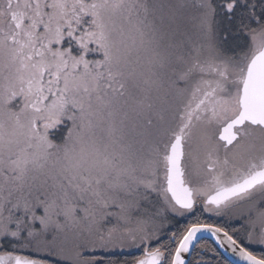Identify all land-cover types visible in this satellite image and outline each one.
<instances>
[{
  "label": "snow or ice",
  "instance_id": "obj_1",
  "mask_svg": "<svg viewBox=\"0 0 264 264\" xmlns=\"http://www.w3.org/2000/svg\"><path fill=\"white\" fill-rule=\"evenodd\" d=\"M201 233L264 264V0H0V264H193Z\"/></svg>",
  "mask_w": 264,
  "mask_h": 264
},
{
  "label": "flooded vegetation",
  "instance_id": "obj_2",
  "mask_svg": "<svg viewBox=\"0 0 264 264\" xmlns=\"http://www.w3.org/2000/svg\"><path fill=\"white\" fill-rule=\"evenodd\" d=\"M195 215L199 216L200 220L203 221V222H206V223H210V224H214L216 226H221V227H224L225 230H228L230 233H231V230L232 228L236 227L238 228L239 227V224H237L235 222V219L234 218H230L228 215H220V216H217L215 214H212V213H203L201 209H197V212L195 213ZM191 220L194 219V216H189ZM182 219H185V221L188 220V218L186 217H175L173 220H172V223L173 222H178V221H181ZM189 219V220H190ZM171 224L169 225L168 229L171 230H175L173 228L170 227ZM250 250H254L256 251L257 253H259L261 251V247L259 245H252L250 247ZM137 252H139L137 250ZM204 249H200L198 251V255L197 254H194L193 255V261H197V260H202V256L204 255ZM124 253L126 254H132L133 252L132 251H126L124 250ZM217 255V254H215ZM215 255L213 256L214 258L216 259H220L222 261V259L220 257H215ZM222 263H224L222 261Z\"/></svg>",
  "mask_w": 264,
  "mask_h": 264
},
{
  "label": "trees",
  "instance_id": "obj_3",
  "mask_svg": "<svg viewBox=\"0 0 264 264\" xmlns=\"http://www.w3.org/2000/svg\"><path fill=\"white\" fill-rule=\"evenodd\" d=\"M186 218H188L187 221H185V219H182L181 221L173 222V223H171L170 227L173 228V229H178V228L182 229L191 220L189 216H187ZM168 230L170 231V229H168ZM199 244L201 245V248H199L197 251H199L200 249H204V252H203L204 255L202 256L203 264H231L222 255V253L219 251V249L215 246V244L211 240L202 239V240L199 241ZM215 254H217V255H215ZM97 255L101 256V257L105 256V254H103V253H97ZM135 255H137V254H135V253H132V254H126V253L119 254V253H117V258L120 259V260L125 259V258L131 259ZM193 255L190 257V260H192V261H193ZM214 255H215V257L216 256L220 257L224 263H222V261L220 259L214 258L213 257ZM105 259H106V257H105ZM193 264H195L194 261H193Z\"/></svg>",
  "mask_w": 264,
  "mask_h": 264
},
{
  "label": "water",
  "instance_id": "obj_4",
  "mask_svg": "<svg viewBox=\"0 0 264 264\" xmlns=\"http://www.w3.org/2000/svg\"><path fill=\"white\" fill-rule=\"evenodd\" d=\"M200 236L202 239H209L211 240L215 246L219 249V251L222 253V255L231 263V264H245L244 261H242L238 255H236L231 247H229L226 243H221L222 234H221V240H217V238L213 237L210 233H201ZM190 259V257H188Z\"/></svg>",
  "mask_w": 264,
  "mask_h": 264
},
{
  "label": "rangeland",
  "instance_id": "obj_5",
  "mask_svg": "<svg viewBox=\"0 0 264 264\" xmlns=\"http://www.w3.org/2000/svg\"><path fill=\"white\" fill-rule=\"evenodd\" d=\"M125 250H126V251H132L133 253L139 255V252H137L136 249H125ZM119 252H120V250L117 249V253H119ZM97 253H103V252H102V251H98ZM103 254H104V253H103Z\"/></svg>",
  "mask_w": 264,
  "mask_h": 264
}]
</instances>
